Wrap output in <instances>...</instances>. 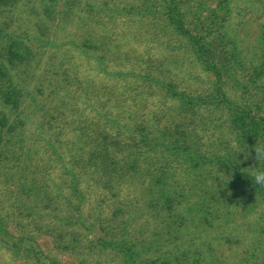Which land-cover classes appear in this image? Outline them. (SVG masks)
<instances>
[{"label": "rangeland", "instance_id": "obj_1", "mask_svg": "<svg viewBox=\"0 0 264 264\" xmlns=\"http://www.w3.org/2000/svg\"><path fill=\"white\" fill-rule=\"evenodd\" d=\"M0 31V264H264L233 148L264 145V0H1Z\"/></svg>", "mask_w": 264, "mask_h": 264}, {"label": "trees", "instance_id": "obj_2", "mask_svg": "<svg viewBox=\"0 0 264 264\" xmlns=\"http://www.w3.org/2000/svg\"><path fill=\"white\" fill-rule=\"evenodd\" d=\"M1 1V0H0ZM2 32L0 31V34ZM5 33L1 34L4 36ZM3 36L0 38L2 39ZM3 40V39H2ZM4 41V40H3ZM0 43H2L0 46L2 47V49L5 51V53L3 55H5V60L2 59V61H0V74L2 77L7 75V65H11L12 63H14L15 61H23L25 56H22L19 52L16 51V48L22 47V45H24L23 42H19L18 40H14L6 42V44H4L2 41H0ZM26 50L28 53H30V49L28 47H26ZM1 54V55H2ZM1 59V56H0ZM11 90L7 91L5 93H3V103L5 105H10L11 103L13 104V108L14 110L17 109L21 102L20 99L23 96V86H17V85H12L10 86ZM15 98V100H14ZM2 104V103H0ZM2 106V110L0 109V144L3 142V137H4V132L2 131L3 129H5L8 126V123L10 122V116L8 114H6L5 111H3V104L0 105ZM14 124V123H13ZM9 135V136H7ZM11 135H13V127H11V129L9 130V134H6L5 137L6 138V142L8 141V139L11 137ZM142 140L146 141L148 143H150L151 138H149L147 133H144L142 135ZM116 141V140H115ZM0 158L5 155H7L9 157V151H7V149L3 146L0 145ZM131 147H127V152H131ZM106 156V154L104 155Z\"/></svg>", "mask_w": 264, "mask_h": 264}, {"label": "clouds", "instance_id": "obj_3", "mask_svg": "<svg viewBox=\"0 0 264 264\" xmlns=\"http://www.w3.org/2000/svg\"><path fill=\"white\" fill-rule=\"evenodd\" d=\"M233 148L236 153V158L237 154L243 153V161H247L250 158L253 160V165L249 166L248 168L252 169L253 171L254 185L264 187V169L259 167L261 162H264V145L255 144L253 149L250 151L248 147L241 148L238 143L234 142ZM238 161L239 164L243 162L242 160Z\"/></svg>", "mask_w": 264, "mask_h": 264}]
</instances>
